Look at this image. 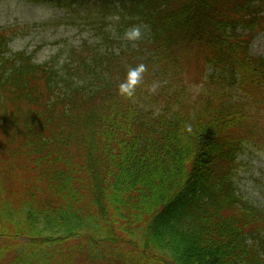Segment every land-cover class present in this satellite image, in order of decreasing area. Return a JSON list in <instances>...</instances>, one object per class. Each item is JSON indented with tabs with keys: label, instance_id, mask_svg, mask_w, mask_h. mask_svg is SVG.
I'll list each match as a JSON object with an SVG mask.
<instances>
[{
	"label": "trees",
	"instance_id": "16d2710c",
	"mask_svg": "<svg viewBox=\"0 0 264 264\" xmlns=\"http://www.w3.org/2000/svg\"><path fill=\"white\" fill-rule=\"evenodd\" d=\"M54 1L110 51L62 72L0 32V264H264V210L234 185L263 130L264 0Z\"/></svg>",
	"mask_w": 264,
	"mask_h": 264
},
{
	"label": "rangeland",
	"instance_id": "374dc122",
	"mask_svg": "<svg viewBox=\"0 0 264 264\" xmlns=\"http://www.w3.org/2000/svg\"><path fill=\"white\" fill-rule=\"evenodd\" d=\"M108 20L117 21L111 16ZM114 24L112 22L106 29H115ZM133 28L141 31L140 25H136L129 27L126 32ZM10 31L16 32L18 36L10 41L7 56L22 51L34 53L37 63L58 61L56 63L62 72L65 66L75 73L80 54L83 57L99 56L109 50L108 43L103 40L101 25L95 24L94 18H88L83 13L77 15L69 7L51 0H0V32ZM123 36L124 41L130 40L131 43L139 39ZM120 46L125 45L115 44V47ZM252 52L264 56V31L253 41ZM197 66L191 65L192 74L200 71ZM199 82L200 79L196 77L190 78L187 79V86L191 85V89H194ZM261 121L262 134L245 145L239 158L235 184L245 200L264 210V114Z\"/></svg>",
	"mask_w": 264,
	"mask_h": 264
},
{
	"label": "clouds",
	"instance_id": "9594fccd",
	"mask_svg": "<svg viewBox=\"0 0 264 264\" xmlns=\"http://www.w3.org/2000/svg\"><path fill=\"white\" fill-rule=\"evenodd\" d=\"M126 37L128 39L135 40L140 37L141 33L138 28L130 29L126 32ZM145 71V67L143 65H139L136 68H132L129 70L128 78L124 83L120 84L121 93H126L128 95H132L135 89V86L140 83L142 79V73Z\"/></svg>",
	"mask_w": 264,
	"mask_h": 264
}]
</instances>
